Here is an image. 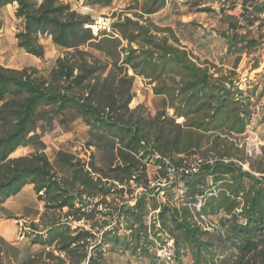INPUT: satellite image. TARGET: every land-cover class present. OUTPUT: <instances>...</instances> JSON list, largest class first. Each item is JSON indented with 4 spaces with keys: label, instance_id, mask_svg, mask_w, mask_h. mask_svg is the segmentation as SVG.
Returning <instances> with one entry per match:
<instances>
[{
    "label": "trees",
    "instance_id": "obj_1",
    "mask_svg": "<svg viewBox=\"0 0 264 264\" xmlns=\"http://www.w3.org/2000/svg\"><path fill=\"white\" fill-rule=\"evenodd\" d=\"M169 1L134 0L135 7L126 9L131 16L118 15L112 23L117 35L113 37L94 36L84 28L93 22L91 16L78 14L69 3L0 0V10L17 6L14 17L22 28L14 35L16 50L42 60L41 38H50L55 47L65 50L47 77L34 67L0 66V205L30 185L46 211L61 213L66 208L65 219L73 216L80 221L87 217L88 206L82 193L92 189L105 196L134 184L144 192L132 206L118 210L125 226L103 232L97 254L91 253L88 260L91 232L77 227L71 232L59 218L44 225L45 234L33 231L31 237L44 250L80 251L79 259L87 264H105L106 245L141 256L149 264H167L155 251L156 243L163 246L165 239L173 243L170 264H183L189 254L191 264H264V146L249 170L243 169L246 159L231 152L238 151L235 139L246 132L264 94V85L257 95L258 86L250 83L243 90L234 78L243 55L261 50L264 59V0H244L242 22L226 14L223 0H207L220 4L217 11L206 7L205 0H175L193 14L220 15L226 30L218 32L225 44L219 67L193 61L171 29L154 25L150 17ZM112 4L113 0L83 2L90 8ZM137 8L139 13L133 12ZM1 24L0 20V29ZM190 26L195 28L188 23L182 31ZM229 58L232 68L224 71ZM135 77L162 98L152 118L144 115L141 105L129 110ZM168 109L172 115L166 113ZM67 112L87 126L86 147L103 153L105 181L95 173L92 155L89 172L80 161L58 152L57 163L70 172L67 179L46 158L41 138L54 123L64 127ZM21 147L34 152L10 158ZM150 164L167 182V170L175 169V178L165 187L150 188L146 173ZM193 166L196 172L191 171ZM180 168L188 172L178 173ZM160 193L163 202L156 200ZM151 202L154 206L149 209ZM155 211L158 226L148 224V215ZM209 219L215 223L206 226ZM103 226H108L106 221Z\"/></svg>",
    "mask_w": 264,
    "mask_h": 264
},
{
    "label": "rangeland",
    "instance_id": "obj_2",
    "mask_svg": "<svg viewBox=\"0 0 264 264\" xmlns=\"http://www.w3.org/2000/svg\"><path fill=\"white\" fill-rule=\"evenodd\" d=\"M60 1V0H59ZM74 11H80L83 7L84 0H72ZM224 3L227 2V15H233L238 18L239 22L241 21L242 16V6L244 0H223ZM222 2V0H221ZM63 3V2H62ZM223 3V2H222ZM206 7H210L213 11H217L220 4L218 2L211 3L205 0ZM135 7L134 0H113V4L109 8H90L88 7L87 11H82V14L86 13L91 16V19L97 21L98 19L104 17L109 20L110 23L116 22L118 15H128L126 9L128 7ZM188 6L184 3L177 2L175 0H170L168 6L163 10L162 15L158 17H150L151 21L155 26L161 29L169 28L173 31L174 37L178 40V45L180 48L186 49L193 61L197 63L208 62L209 67L220 66V61L218 54L222 51L224 42L219 37V31L226 30V26L223 21L220 19L218 13L215 14H206L198 13V15H193L190 12ZM133 12L139 13L138 8ZM78 13V12H77ZM127 13V14H125ZM80 14V13H78ZM83 14V15H84ZM81 15V14H80ZM82 15V16H83ZM254 17L257 16L255 12ZM2 17V27L5 31L10 30L11 34H15L12 30L17 32L22 28L21 23H14L11 17L6 15ZM194 22L195 25L199 28H193L196 32L179 31L176 29V23H187ZM203 30L205 32H203ZM5 34L1 36L0 39V66L10 68V69H22L24 67H34L37 69L38 74L43 77H47L54 67V61L61 57L65 50L55 47L51 40L48 38H41L40 44L45 49V55L42 60H36L30 56H24L16 50L14 36ZM163 36V34H159ZM203 40L205 43L210 44L209 47L204 48L198 44L200 40ZM195 46L194 49L192 46ZM263 51L256 50L249 57L245 55L241 58V63L238 68L235 70V80L241 86V89L245 90L250 83L258 86L257 95H259L264 85V59L262 58ZM103 60V59H102ZM104 61V60H103ZM233 58H229L224 66L223 70L228 71L232 67ZM258 63H260L258 65ZM258 65L257 70H253L254 66ZM131 73L129 72V76ZM132 94L134 96L133 101L129 105V110H135L138 105L143 106V113L145 116L150 115L151 118L157 113V109L161 107L162 98L157 97L152 94L151 86L147 85V82L141 78H134V84L132 88ZM256 114L247 128L246 132L235 139L234 143H237L238 151L235 149L231 151L232 153H239L240 156H243L246 159V162L243 164L244 170H249V164L254 158L261 154V148L264 146V94L261 96L259 104L256 105ZM168 115H172V111L168 109L166 111ZM176 123H182V120L179 119ZM39 132V131H37ZM88 128L85 126L80 119H76L74 114L66 113V123L64 127L58 123H54L53 130L51 132L45 133L41 141L45 145L44 154L48 159L49 163L52 165L54 171L62 178H69L70 172L67 168L61 166L57 163V153L62 152L69 156L73 157V161H80V163L87 165L91 160L94 166V171L102 179L105 174L108 172L106 164L103 162V153L95 148L86 147V142L88 138ZM209 144L202 148L201 153L205 152L206 149H209ZM33 148L30 147H21L18 149L10 158H19L21 156H27L33 153ZM200 153V154H201ZM201 157V156H199ZM192 158V157H191ZM147 178L150 183V188L157 187V183H160L163 178L160 173H158V168L152 164L147 166L146 169ZM105 181V178L103 179ZM108 183H110L108 181ZM154 185V186H153ZM121 187H119L120 189ZM122 192H118L119 189L115 192L110 193L109 195L102 196L101 194H96L92 189L82 193L83 200L86 203L87 208L84 213L87 217H83L80 221H76L74 217L65 219L64 215L67 212V209L64 208L61 213H53L51 211H46L44 208V203L42 201H37L35 206L29 205V198L24 194L22 199L17 204V207L22 209L19 210L17 218L21 220L22 225L25 228L29 227L31 231L37 233L45 234L42 229L51 219L59 218L60 222L67 224L70 227L71 232L74 228L84 229L90 231L93 238L89 239V248L87 251V259L90 257V254H97L99 248L100 238L102 233L107 229L122 228L125 226V220L121 219L120 212L122 208H128L134 204L135 198L138 194L144 192L143 187H136L132 184L130 187L124 185ZM23 195V194H22ZM85 197V198H84ZM157 202H163V198L158 196L156 198ZM24 206V207H23ZM154 202L149 203L148 208L152 209ZM16 206H13L14 209ZM22 207V208H21ZM78 203L75 204V208H79ZM80 214L76 215L79 216ZM107 222L108 226H103ZM215 219H209L206 221V226L214 224ZM8 228L11 226V222L6 224ZM22 226V227H23ZM103 226V227H102ZM30 240H34L33 237L29 235ZM49 251L44 250L45 254H42L38 262L35 264H87L83 260L79 259L80 251L69 254L66 251H60L58 248H49ZM103 262L105 264H149V261L141 256H135L128 251H118L113 250L110 245L103 246L102 248ZM44 255V256H43ZM192 259L190 254L183 258V264H191ZM26 264V263H24Z\"/></svg>",
    "mask_w": 264,
    "mask_h": 264
},
{
    "label": "crops",
    "instance_id": "obj_3",
    "mask_svg": "<svg viewBox=\"0 0 264 264\" xmlns=\"http://www.w3.org/2000/svg\"><path fill=\"white\" fill-rule=\"evenodd\" d=\"M64 4L69 3L72 10H74V4L72 0H60ZM16 4L12 5H7L1 8L0 10V20L2 22V17L3 15H6L7 17H11L14 21V23H18L21 21L16 20L14 17V12L16 10ZM87 11L88 7L83 6L82 10L76 11L78 13L82 14V11ZM163 11H160L158 14L152 15V17H158L162 15ZM193 14V13H192ZM202 14V13H200ZM207 14V13H206ZM84 15H87L86 13ZM193 15H198V14H193ZM188 23H193L194 22H187V23H176L175 27L179 31H182L183 25H186ZM22 26V25H21ZM178 27V28H177ZM194 28V27H193ZM192 26L189 27L191 32L196 33L193 30ZM195 28L199 29L196 25ZM21 29V28H20ZM14 33L15 30H12ZM5 33L6 35H12L11 31H5L4 27H2L1 24V29H0V39L1 36ZM13 34L12 36H14ZM50 40V38H48ZM192 46V45H191ZM198 48L200 46H203L204 48H207L210 46L209 42L205 43L202 39L200 40V43L198 44ZM194 49H196L195 46H192ZM225 52V44L223 46L222 51L218 54V58ZM26 57L27 55L24 54ZM138 78V77H136ZM12 156V155H11ZM23 194V195H22ZM24 194L29 198V205L35 206L37 203V198L35 194L33 193L32 186L27 185L22 188V190L16 194L15 196L10 197L9 199L6 200V202L2 205H0V264H24L28 260H39L42 254H45L43 252V247L39 246L38 244L35 243L34 240H30L29 236L25 237L23 240H19L18 237V231H17V223L21 222V220H18L17 218L19 217L18 212L19 210L21 211L20 207H17V204L19 201L22 199ZM22 196V197H20ZM13 206H16L14 209L12 208ZM24 207V206H23ZM22 208V207H21ZM8 222H11L10 228L6 226ZM44 256V255H43Z\"/></svg>",
    "mask_w": 264,
    "mask_h": 264
},
{
    "label": "built area",
    "instance_id": "obj_4",
    "mask_svg": "<svg viewBox=\"0 0 264 264\" xmlns=\"http://www.w3.org/2000/svg\"><path fill=\"white\" fill-rule=\"evenodd\" d=\"M84 28L91 31L94 36H98L101 33H105L106 36L117 37L116 33L112 29V23H110L109 20L104 18V17L98 19L97 21L92 22L91 24L84 25ZM85 166H86L87 171L91 172L89 164L87 163V165H85ZM196 170H197V168H195V166H193L191 169V171H193V172H196ZM182 172H184L186 174L188 172V170H185L184 168L178 169V173H182ZM174 173H175V169L170 168L167 170V177H168L169 181L175 178ZM169 181L167 182L164 179L160 183H157V185L160 187H165L169 183ZM160 196L162 198L163 194L160 193ZM156 213H157V211L150 212V214L147 217L148 218V224L153 223L156 226H158L157 222L156 221L154 222ZM22 224L23 223H21V222L17 223V231H18L19 240H23L28 235L31 236L32 232H33L30 230L29 227L25 228V226H23ZM164 243H165V245H163V246L161 244L156 243L157 244L156 248H155L156 255L160 259L164 260L167 264H170L172 262L171 257H172V252H173V250H172L173 249V243L169 239H165ZM45 250L49 251L50 249L46 248Z\"/></svg>",
    "mask_w": 264,
    "mask_h": 264
}]
</instances>
